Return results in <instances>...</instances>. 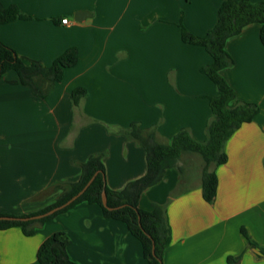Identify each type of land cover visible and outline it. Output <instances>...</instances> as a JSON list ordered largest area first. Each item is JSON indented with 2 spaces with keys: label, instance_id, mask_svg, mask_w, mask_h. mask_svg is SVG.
<instances>
[{
  "label": "crops",
  "instance_id": "1",
  "mask_svg": "<svg viewBox=\"0 0 264 264\" xmlns=\"http://www.w3.org/2000/svg\"><path fill=\"white\" fill-rule=\"evenodd\" d=\"M2 1L30 16L0 24V41L19 57L51 65L76 47L79 60L45 96L21 83L14 70L0 79V214L28 215L50 204L61 193L55 185L77 182L82 164L94 154L102 155L113 190L145 175L147 150L124 131L132 122L155 129L161 143H170L183 128L206 139L213 115L210 97L218 91L202 67L212 56L205 47L183 41L181 24L205 35L216 25L224 0ZM65 17L69 24L62 23ZM260 32L261 24L251 23L226 42L233 64L222 74L237 97L257 104L259 112L227 139L228 159L215 167L214 201L204 198V160L197 153H184L179 167L168 168L140 197L142 209L165 208L170 239L163 264H264ZM40 82L49 87L48 81ZM77 87L88 94L74 104L71 94ZM35 226L40 232L34 236L18 226L0 230V262L39 264L32 253L64 231L76 263L149 264L126 223L106 218L98 204L79 203Z\"/></svg>",
  "mask_w": 264,
  "mask_h": 264
},
{
  "label": "trees",
  "instance_id": "2",
  "mask_svg": "<svg viewBox=\"0 0 264 264\" xmlns=\"http://www.w3.org/2000/svg\"><path fill=\"white\" fill-rule=\"evenodd\" d=\"M17 4L6 6L0 0V24L17 19H29ZM260 23V38L264 44V0L254 3L252 0H224L218 10L216 25L205 35H196L183 24L182 39L186 43L200 45L212 56V62L202 67L208 77L215 83L217 94L210 97L212 119L207 126L206 139H196L188 128L181 129L170 143L156 140L155 129L144 128L139 122H132L124 131L126 135L138 141L147 150L148 170L142 177L131 181L122 190L111 189L106 182V168L101 154L91 155L82 164V174L77 182L57 183L56 189L61 193L50 204L34 211L31 216L45 213L69 200L81 191L92 176L98 172L87 190L72 204L40 219L0 220V230L21 227L25 235H33L36 222L41 224L67 212L82 202L98 204L106 218L120 220L128 226L130 232L137 237L143 248L144 257L149 264H163L166 245L170 239V227L165 208L155 204L152 210L139 206L143 191L160 182L168 168L179 167L178 163L184 153H197L203 160L202 189L206 201L213 202L218 191V176L215 167L225 163L228 156L225 152L227 139L245 122H251L259 112L255 103L240 100L236 91L223 76L222 70L233 64V59L226 50L227 40L241 33L251 23ZM79 53L76 47L69 48L51 65L40 60H24L16 50L0 41V79L7 71L18 73L19 81L34 87L36 93L47 95L52 85L64 78L65 69L78 63ZM40 79L49 82L44 86ZM88 94L83 87L72 91L74 104H79ZM106 191L109 209L103 205L102 192ZM8 215V214H0ZM17 216V215H12ZM32 226V227H31ZM70 238L64 231H57L46 238L39 246L37 258L39 264H79L74 262L68 253ZM155 245V252H153Z\"/></svg>",
  "mask_w": 264,
  "mask_h": 264
},
{
  "label": "water",
  "instance_id": "3",
  "mask_svg": "<svg viewBox=\"0 0 264 264\" xmlns=\"http://www.w3.org/2000/svg\"><path fill=\"white\" fill-rule=\"evenodd\" d=\"M78 20H81V18L79 16H77ZM98 174V172H96L92 178L89 180V182L86 184V186L79 191L77 194H75L74 196H72L69 200H67L65 203L56 206L54 208H52L51 210L42 213V214H37V215H31V216H12V215H0V220H22V221H29V220H35V219H40L43 218L45 216L51 215L53 213H55L56 211H59L61 209H64L65 207L69 206L70 204H72L74 201H76L86 190L87 188L91 185V183L94 181L96 175ZM102 202L103 205L109 209H113L111 207H109L108 205V197H107V193L106 191L102 192ZM153 252H155V245H153Z\"/></svg>",
  "mask_w": 264,
  "mask_h": 264
},
{
  "label": "rangeland",
  "instance_id": "4",
  "mask_svg": "<svg viewBox=\"0 0 264 264\" xmlns=\"http://www.w3.org/2000/svg\"><path fill=\"white\" fill-rule=\"evenodd\" d=\"M188 30H189V29H188ZM196 156L199 157V155H196ZM199 158H200V157H199ZM35 224H36V223H35ZM35 224L33 225V227H34V228H33V229H34V234H35L36 232H40V230H39L40 227H36ZM31 227H32V226H31ZM0 234H1V233H0ZM34 234H33V236H34ZM68 236H69V235H68ZM32 238H34V237L31 236V237L28 238V240H32ZM69 238H70V236H69ZM80 240H82V238L77 239V242H79ZM71 241H72V240H71V238H70V243H71ZM75 242H76V240H75ZM28 255H30V252H28ZM32 255H33V256H32L33 258H34V257H37V255L35 254V252H33ZM1 256H2V254H1V252H0V258H1ZM0 264H6V263H5V261L3 260V261L0 262ZM12 264H15V263H12ZM36 264H37V263H36Z\"/></svg>",
  "mask_w": 264,
  "mask_h": 264
},
{
  "label": "built area",
  "instance_id": "5",
  "mask_svg": "<svg viewBox=\"0 0 264 264\" xmlns=\"http://www.w3.org/2000/svg\"><path fill=\"white\" fill-rule=\"evenodd\" d=\"M62 23L63 24H69L70 23V21H69V19L68 18H62Z\"/></svg>",
  "mask_w": 264,
  "mask_h": 264
}]
</instances>
